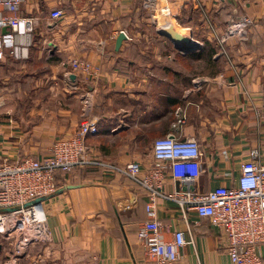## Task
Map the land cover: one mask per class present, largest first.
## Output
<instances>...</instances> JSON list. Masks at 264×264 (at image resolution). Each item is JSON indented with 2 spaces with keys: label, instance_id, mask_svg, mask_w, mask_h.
I'll return each mask as SVG.
<instances>
[{
  "label": "crops",
  "instance_id": "obj_1",
  "mask_svg": "<svg viewBox=\"0 0 264 264\" xmlns=\"http://www.w3.org/2000/svg\"><path fill=\"white\" fill-rule=\"evenodd\" d=\"M164 2L191 51L149 27L142 0H21L19 13L38 24L27 58L0 60V160L47 157L78 126L86 93L99 132L86 139L90 162L61 172L62 192L43 200L48 238L18 255L0 240V264H151L136 235L148 192L122 169L132 161L147 168L158 137L198 139L199 191L233 182L252 150L264 164V0ZM54 9L61 18H51ZM229 21L247 35H225ZM72 59L90 71H73ZM177 108L185 122L174 128ZM176 187L168 178L165 189ZM156 202L165 237L181 229L192 240L179 264H232L208 218ZM257 249L264 264V244Z\"/></svg>",
  "mask_w": 264,
  "mask_h": 264
},
{
  "label": "built area",
  "instance_id": "obj_2",
  "mask_svg": "<svg viewBox=\"0 0 264 264\" xmlns=\"http://www.w3.org/2000/svg\"><path fill=\"white\" fill-rule=\"evenodd\" d=\"M159 2L142 0L152 19L153 13L162 10L169 16L172 14L167 4L160 6ZM20 3L21 0H0V60L6 55L15 59L28 57L38 18L21 15ZM62 15L61 9L50 12L53 19ZM231 26L228 35L243 34V27L233 30ZM160 27L158 25L157 29ZM70 66L73 71H90V64L84 60L72 59ZM81 98L78 126L56 138L47 157L38 160L23 156L14 162L6 158L0 160V240L10 243L12 255L20 254L34 241L48 238L43 200L35 201L58 190L56 173L68 172L90 162L86 139L99 132L98 119L92 114V96L86 93ZM184 122V113L177 108L172 126L175 128ZM258 155L257 150L250 152L230 184L199 191L196 189L201 174L199 141L196 137L182 138L170 133L154 139L153 161L147 168L142 169L138 161H132L122 169L148 192L146 219L138 224L136 235L151 264H179L180 250L192 243L181 229L174 231L171 239L165 237V230L157 218L158 197L174 202L182 214L194 211L220 228L223 248L232 264H263L257 248L264 244V164ZM168 178L178 187L166 190Z\"/></svg>",
  "mask_w": 264,
  "mask_h": 264
},
{
  "label": "water",
  "instance_id": "obj_3",
  "mask_svg": "<svg viewBox=\"0 0 264 264\" xmlns=\"http://www.w3.org/2000/svg\"><path fill=\"white\" fill-rule=\"evenodd\" d=\"M157 32L160 35H163L165 37H167L168 39H170L171 41H173L174 43H184V44H188L190 47H181L179 46L178 49H180L181 51H191L195 46H192V42L189 36H185L181 33H179L172 25H167V26H162L160 27ZM126 33L124 31H120L118 33V37L116 40V49H118L121 41L123 39L126 38ZM63 189H58L54 194H58L60 192H62ZM52 194V195H54ZM51 196V195H50ZM46 199V197L40 198L38 200H36L35 202H39Z\"/></svg>",
  "mask_w": 264,
  "mask_h": 264
},
{
  "label": "rangeland",
  "instance_id": "obj_4",
  "mask_svg": "<svg viewBox=\"0 0 264 264\" xmlns=\"http://www.w3.org/2000/svg\"><path fill=\"white\" fill-rule=\"evenodd\" d=\"M163 2V4L165 3L164 1L165 0H162ZM162 4V5H163ZM153 14H155V16H157V15H159V12H156V13H153ZM149 15H150V13H149ZM165 18V17H164ZM167 18V20H172V22L174 23V25H175V27H176V30L177 29H179V27H178V25H177V23H176V21H175V19H174V17L172 16V14L170 15V16H167L166 17ZM165 18V19H166ZM241 18V17H240ZM231 20V19H230ZM245 21V20H244ZM148 23H149V27L151 28V27H155L156 29H157V27H158V25H160V22H159V20H158V18L154 21L153 19H152V17H151V15H150V17H149V20H148ZM230 23H231V21H229V24H228V26H227V28H226V33H225V35H228L230 32H229V29H228V27L230 26ZM151 25V26H150ZM158 30V29H157ZM179 31V30H178ZM243 34H239V35H247V33H248V28H246V26L244 27L243 26ZM33 35V34H32ZM231 35H237V33H231ZM54 142V141H53ZM52 146V145H51Z\"/></svg>",
  "mask_w": 264,
  "mask_h": 264
},
{
  "label": "bare ground",
  "instance_id": "obj_5",
  "mask_svg": "<svg viewBox=\"0 0 264 264\" xmlns=\"http://www.w3.org/2000/svg\"><path fill=\"white\" fill-rule=\"evenodd\" d=\"M160 14L163 16V17H167V16H169V15H167V13H165V11L164 10H162L161 11V13L159 12V15H157V16H155L154 18H153V20L155 21L159 16H160ZM167 19V18H166ZM158 20H159V22H160V25L161 26H167V25H172L174 28H175V25H174V23L172 22V20H163L162 21V23H161V20L158 18ZM178 31V30H177ZM179 33H181L180 31H178ZM181 34H183V33H181Z\"/></svg>",
  "mask_w": 264,
  "mask_h": 264
},
{
  "label": "trees",
  "instance_id": "obj_6",
  "mask_svg": "<svg viewBox=\"0 0 264 264\" xmlns=\"http://www.w3.org/2000/svg\"><path fill=\"white\" fill-rule=\"evenodd\" d=\"M61 173V171H58L57 173H56V181H58V177H59V174Z\"/></svg>",
  "mask_w": 264,
  "mask_h": 264
}]
</instances>
